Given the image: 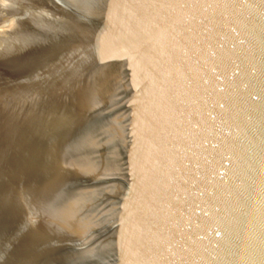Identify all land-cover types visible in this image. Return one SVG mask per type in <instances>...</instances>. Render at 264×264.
<instances>
[{
	"label": "water",
	"instance_id": "obj_1",
	"mask_svg": "<svg viewBox=\"0 0 264 264\" xmlns=\"http://www.w3.org/2000/svg\"><path fill=\"white\" fill-rule=\"evenodd\" d=\"M0 36V264H264V0H11Z\"/></svg>",
	"mask_w": 264,
	"mask_h": 264
},
{
	"label": "bare ground",
	"instance_id": "obj_2",
	"mask_svg": "<svg viewBox=\"0 0 264 264\" xmlns=\"http://www.w3.org/2000/svg\"><path fill=\"white\" fill-rule=\"evenodd\" d=\"M11 0H0V23L7 21ZM2 42V43H1ZM7 38L0 36V45L5 46Z\"/></svg>",
	"mask_w": 264,
	"mask_h": 264
}]
</instances>
